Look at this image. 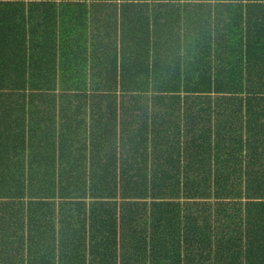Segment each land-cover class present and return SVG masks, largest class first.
Instances as JSON below:
<instances>
[{
	"label": "trees",
	"instance_id": "obj_1",
	"mask_svg": "<svg viewBox=\"0 0 264 264\" xmlns=\"http://www.w3.org/2000/svg\"><path fill=\"white\" fill-rule=\"evenodd\" d=\"M0 264H264V0H0Z\"/></svg>",
	"mask_w": 264,
	"mask_h": 264
}]
</instances>
